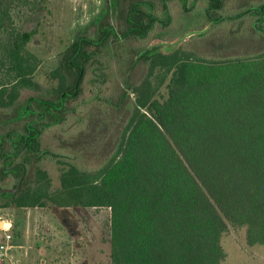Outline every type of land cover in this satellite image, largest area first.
Masks as SVG:
<instances>
[{"label": "trees", "instance_id": "obj_1", "mask_svg": "<svg viewBox=\"0 0 264 264\" xmlns=\"http://www.w3.org/2000/svg\"><path fill=\"white\" fill-rule=\"evenodd\" d=\"M157 2L166 29L170 0H115L121 34L147 38L156 17L144 4ZM200 2L204 23L251 28L262 44L214 58L180 47L145 51L111 97L81 113L33 96L22 110L20 95L37 84L41 59L28 44L41 16L30 0H0V188L4 157L21 156L27 168L18 191L0 194V207L110 208L112 264H224L230 226L245 229L248 245H264V0H181L189 15ZM26 7L30 28L16 19ZM100 32L109 39L108 29ZM77 49L72 42L61 53L53 78L78 73ZM82 50L88 60L95 52ZM51 129L53 143L44 145ZM45 156L60 165L55 187L39 165Z\"/></svg>", "mask_w": 264, "mask_h": 264}, {"label": "rangeland", "instance_id": "obj_2", "mask_svg": "<svg viewBox=\"0 0 264 264\" xmlns=\"http://www.w3.org/2000/svg\"><path fill=\"white\" fill-rule=\"evenodd\" d=\"M111 2L112 0H30V6L41 17L39 32L29 42L28 48L40 57L41 62L34 76L37 84L23 90L18 100L22 110L30 96L52 99L58 96L54 92L58 80L51 76V71L59 66L61 53L83 28L99 23L97 17ZM157 4L162 8L159 2ZM203 7L204 4L200 2L196 11L189 15L185 13L181 0H170L173 22L166 29L162 27L161 32L158 30V35L163 39L174 40L181 34L202 28L205 24L200 12ZM24 11L26 14L16 17L17 22L20 19V23L23 22L30 28L27 14L32 10L26 7ZM224 25L226 23L212 25L208 31L189 37L179 46L181 51L214 58L231 54L236 49H256L262 44L263 40L256 39L258 35L251 28L237 33ZM153 34L154 32L145 39L131 43L135 46L146 45ZM118 51L108 60L111 63V87L122 79L120 72L127 55L123 47ZM132 106L133 103L130 104ZM86 109L87 107L82 106L78 111L84 113L89 110ZM74 119V116L70 117L64 126H70ZM54 134L55 130H49L43 144H52ZM39 165L48 171L53 186L59 185L60 165L57 159L45 156ZM3 220L12 222V250L15 252L0 264H112L110 208L0 207V239L3 235ZM222 243L227 252L224 264H264V245H248L245 229L230 226Z\"/></svg>", "mask_w": 264, "mask_h": 264}, {"label": "flooded vegetation", "instance_id": "obj_3", "mask_svg": "<svg viewBox=\"0 0 264 264\" xmlns=\"http://www.w3.org/2000/svg\"><path fill=\"white\" fill-rule=\"evenodd\" d=\"M144 5L148 6L150 12H154L156 17L154 27L149 35H151L153 32L154 34L150 38L148 44H144L142 46L132 45V39L129 37V34H121V27L114 16L115 11L113 10V7L115 6V0H112L110 5L107 7L108 10H104L102 14L97 17L99 23L83 28L73 41L78 43V49L75 52V58H73L75 60V65L73 68L75 71H78V73L73 76L62 75L63 77L67 78L73 77V81L68 86L69 88L65 87V89L60 93L55 88L54 92L57 93L58 96L54 97L53 99L33 96L34 100L42 103L44 107L57 110H63L65 106L68 105L70 107L71 104H74L77 111L82 106L87 107V109H91L95 105H98L100 101H103V98H109L114 93V87L110 86L112 75L110 71L111 63L108 61L109 58L113 56L114 52H117L118 50L120 51L122 47L125 48V51H127V55L123 61L124 68L120 72V77L122 79L125 76L124 72L128 70L131 60L137 62V59L140 58V55L142 53L144 54L145 51H150L152 53L163 51L171 52L170 47L165 43L175 42L185 33L176 37L174 40L163 39L162 36L158 35V30L162 28V8L157 3H155L154 7L150 4ZM106 12H109L107 19H109L110 24L108 25H105L104 15ZM206 25L207 24L205 23L203 27ZM105 28L111 32L108 40L105 38H100V31H105ZM124 28L125 27H122V29ZM84 47H86L88 50H95L94 54L91 55L89 60L86 59L83 54L82 48ZM131 47L135 50L134 53H132ZM67 48L64 51H66ZM105 57H108V59H105ZM69 63L73 65L71 60H69ZM62 76L61 78H56L58 80V84H60V81L63 78ZM33 101H31L30 104H32ZM11 157L12 159L9 160L7 157L3 158V167L5 168V172H7L8 175L2 182V185H4L2 188H15L18 186L20 180L22 185L26 176L27 168L25 163L22 161L21 156L13 155ZM19 167L22 168L21 174ZM13 252L15 251L12 250L10 254L14 255L12 254Z\"/></svg>", "mask_w": 264, "mask_h": 264}, {"label": "built area", "instance_id": "obj_4", "mask_svg": "<svg viewBox=\"0 0 264 264\" xmlns=\"http://www.w3.org/2000/svg\"><path fill=\"white\" fill-rule=\"evenodd\" d=\"M3 226L1 230L3 231V235L0 239V263L4 262L5 259L11 253L14 243H13V233L12 230V222L10 220H3Z\"/></svg>", "mask_w": 264, "mask_h": 264}, {"label": "water", "instance_id": "obj_5", "mask_svg": "<svg viewBox=\"0 0 264 264\" xmlns=\"http://www.w3.org/2000/svg\"><path fill=\"white\" fill-rule=\"evenodd\" d=\"M213 21H211L210 23H208L205 27L201 28V29H197V30H193V31H189L187 33H185L183 36H181L180 38H178L175 42H172V43H168L166 42L165 44H167L171 51L175 50L184 40L188 39L189 37L193 36V35H196V34H199V33H203V32H206L208 31L211 26L213 25ZM31 102V101H30ZM30 102L29 104L27 105V108H26V112H29L30 111ZM20 185H21V180L18 184V186H16L15 188H0V194L4 193V192H8V193H15L16 191L19 190L20 188ZM14 254V252L12 253Z\"/></svg>", "mask_w": 264, "mask_h": 264}]
</instances>
